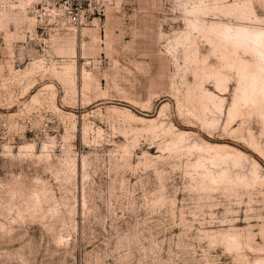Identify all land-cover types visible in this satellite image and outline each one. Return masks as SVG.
I'll return each instance as SVG.
<instances>
[{
  "label": "rangeland",
  "instance_id": "obj_1",
  "mask_svg": "<svg viewBox=\"0 0 264 264\" xmlns=\"http://www.w3.org/2000/svg\"><path fill=\"white\" fill-rule=\"evenodd\" d=\"M23 1L0 0V264H264V108L229 119L238 76L191 26L264 28V0H100L82 26Z\"/></svg>",
  "mask_w": 264,
  "mask_h": 264
},
{
  "label": "bare ground",
  "instance_id": "obj_2",
  "mask_svg": "<svg viewBox=\"0 0 264 264\" xmlns=\"http://www.w3.org/2000/svg\"><path fill=\"white\" fill-rule=\"evenodd\" d=\"M19 1L21 2L20 5L24 7L25 2L23 0ZM27 2L30 4L32 0H27ZM27 2L26 5L28 4ZM194 2L197 6L194 7L193 10L191 9V12L189 10L190 14L207 15L210 8V10L213 11L219 10L220 12L218 13L230 18L233 16L246 18L243 9L247 8V6L245 2L242 1L235 0L234 2L221 3L220 5H216V2L212 7L205 6L204 1L201 0H193V4ZM206 10L207 12H205ZM251 15L252 17H250ZM247 16V18H252V20L255 21L259 19L253 10H251V13ZM59 19L67 23L63 19ZM192 24L191 26L193 29L197 30L199 34L201 33L202 36L219 51L224 67L234 69L238 76L237 92L228 109L229 119L240 115L245 105L264 108V82L262 81V79H264V76H262V74H264V28L255 25H245L243 23H231L230 21L224 20L204 23L196 17ZM193 36V33L189 32L183 35L181 40L192 45L194 44ZM189 47L191 46L189 45ZM247 55H252V58L246 57ZM261 62H263V64ZM209 75L214 77L217 87L221 88L222 85L227 84L228 76L222 69L210 67ZM204 91L205 93L200 94L199 98H197L199 102H201L204 107H207V101L210 100L212 105L221 111L223 99L217 101L216 96L209 93L207 90ZM262 117L264 119V113ZM232 120H234V118ZM204 144L206 145L207 151H214L218 153V155L226 158L234 152L237 158L236 163L241 162V156H246L244 151L228 144L210 143L207 141H205ZM253 167L256 171V169L262 167V165L258 161H255Z\"/></svg>",
  "mask_w": 264,
  "mask_h": 264
},
{
  "label": "built area",
  "instance_id": "obj_3",
  "mask_svg": "<svg viewBox=\"0 0 264 264\" xmlns=\"http://www.w3.org/2000/svg\"><path fill=\"white\" fill-rule=\"evenodd\" d=\"M100 0H35L34 5L74 26L91 22L101 14ZM55 17V16H54Z\"/></svg>",
  "mask_w": 264,
  "mask_h": 264
}]
</instances>
